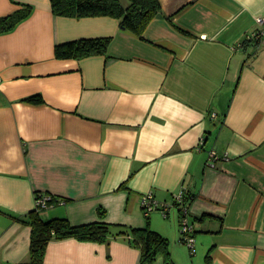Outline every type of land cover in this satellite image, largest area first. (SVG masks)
<instances>
[{"label":"crops","instance_id":"crops-1","mask_svg":"<svg viewBox=\"0 0 264 264\" xmlns=\"http://www.w3.org/2000/svg\"><path fill=\"white\" fill-rule=\"evenodd\" d=\"M159 3L139 36L114 17L56 15L50 0H0V17L32 7L0 33V264H29L34 211L149 226L178 260L181 191L201 264H264V35L250 38L264 0ZM90 37H110L104 54L55 56ZM148 193L166 214H144ZM37 194L60 201L37 210ZM139 259L122 235L69 237L47 243L43 264Z\"/></svg>","mask_w":264,"mask_h":264},{"label":"trees","instance_id":"trees-1","mask_svg":"<svg viewBox=\"0 0 264 264\" xmlns=\"http://www.w3.org/2000/svg\"><path fill=\"white\" fill-rule=\"evenodd\" d=\"M126 1V6H123L120 0H50V5L53 13L59 16L117 18L123 28L142 36L151 20L162 14L159 0ZM31 9L30 5L23 4L13 13L0 17V33L13 29L30 14ZM109 42L110 37L79 38L57 44L54 52L58 58H82L104 54ZM25 100L42 102L39 95L27 97ZM51 201L58 202L60 198L52 196ZM29 222L32 227L29 264H43L45 248L51 240L76 237L82 240L107 242L110 238L121 235L131 245L139 247L138 264H153L158 256L163 258L164 264H174L168 239L149 226L132 228L100 220L73 225L66 218L44 220L36 211L30 215Z\"/></svg>","mask_w":264,"mask_h":264},{"label":"built area","instance_id":"built-area-1","mask_svg":"<svg viewBox=\"0 0 264 264\" xmlns=\"http://www.w3.org/2000/svg\"><path fill=\"white\" fill-rule=\"evenodd\" d=\"M256 21L261 27L258 31L253 32L250 38L259 40L262 37V35H264V15L256 17ZM0 81H1V76H0ZM210 157L211 159L216 158L214 152L210 154ZM51 197L52 196H49L47 194H37L35 199L37 210L52 205L53 202L51 201ZM183 198L184 195L182 191L177 193L174 196L173 205H178L180 212L179 242L188 245V247L191 250L194 247V236H193L194 227H193V223L188 219V209L183 203ZM166 207L167 206H162V205L159 206V204L153 198L152 193H148L142 201V210L145 215H148L154 209H158L163 214H166Z\"/></svg>","mask_w":264,"mask_h":264},{"label":"rangeland","instance_id":"rangeland-1","mask_svg":"<svg viewBox=\"0 0 264 264\" xmlns=\"http://www.w3.org/2000/svg\"><path fill=\"white\" fill-rule=\"evenodd\" d=\"M177 244L175 248H173L177 252L178 260H175L173 257H171L175 264H201V261H199V258L195 257L196 255H193L192 251L188 247V245H185L183 243L179 242V239H177ZM169 251L171 253L172 246L170 244ZM172 256V254H171Z\"/></svg>","mask_w":264,"mask_h":264}]
</instances>
